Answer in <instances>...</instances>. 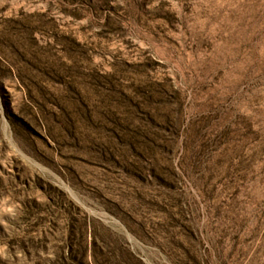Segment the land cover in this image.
Here are the masks:
<instances>
[{
  "label": "rangeland",
  "instance_id": "rangeland-1",
  "mask_svg": "<svg viewBox=\"0 0 264 264\" xmlns=\"http://www.w3.org/2000/svg\"><path fill=\"white\" fill-rule=\"evenodd\" d=\"M0 264H264V0H0Z\"/></svg>",
  "mask_w": 264,
  "mask_h": 264
}]
</instances>
